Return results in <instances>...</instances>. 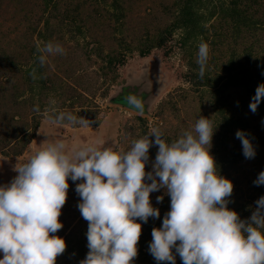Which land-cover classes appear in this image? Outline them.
<instances>
[{
    "label": "clouds",
    "instance_id": "1",
    "mask_svg": "<svg viewBox=\"0 0 264 264\" xmlns=\"http://www.w3.org/2000/svg\"><path fill=\"white\" fill-rule=\"evenodd\" d=\"M36 51L40 68L50 57L66 54L60 43L52 41L38 43ZM208 59L209 45L201 42L196 60L200 78ZM29 75L39 78L36 68ZM125 99L136 111H144L136 95ZM262 100L264 83L257 86L250 111L255 113ZM33 111L39 113V106ZM49 112L45 116L49 124L90 126L84 117ZM216 127L201 116L171 142L160 128L152 127L127 150L105 147L100 141L71 148L63 139L44 144L26 162L14 165L17 175L9 184L0 185V264H56L66 250L65 239L56 233L63 227L59 217L69 179L81 181L75 189L78 209L88 222L89 251L80 264H133L142 234L140 221L160 217L150 193L161 188L170 196V210L162 225L152 229L149 252L157 262L175 264L178 254L182 264H264V196L255 202L248 220L228 207L234 185L219 174L210 152ZM235 135L244 157L253 159L256 150L249 136L243 130ZM153 145L158 151L152 170L146 171ZM253 183L264 185V171ZM156 200L162 202L163 196Z\"/></svg>",
    "mask_w": 264,
    "mask_h": 264
},
{
    "label": "trees",
    "instance_id": "2",
    "mask_svg": "<svg viewBox=\"0 0 264 264\" xmlns=\"http://www.w3.org/2000/svg\"><path fill=\"white\" fill-rule=\"evenodd\" d=\"M103 1H108L106 3L113 8L110 13L114 16L117 30L103 23L96 25L98 15L100 17L104 13L101 0H0V153L19 156L25 151L43 116L47 102L44 101L46 88L60 92L59 97L64 99L62 103L68 99L66 105L60 102V107H57L60 109L55 112H74L72 101L83 106L84 98H87L84 95L86 86L79 91L76 85L83 75L73 77L75 83L69 81L74 73L71 57H50L47 65L40 68L36 51L38 43L60 42L65 53L70 55L79 46L80 49L88 47L90 41H86L85 45H69L63 40L66 32L90 38L94 41L90 51L100 58L98 68L101 73L107 75L112 72L114 77L112 63H121L125 51L137 49L141 55H146L153 47L161 46L173 30L180 28L182 46L190 43L188 47L194 45L198 53L201 42L209 45L211 56L203 78L198 75L196 60L190 61L191 66L197 67L196 73L192 74L193 82L201 86L199 116L208 117L217 125L210 152L219 174L230 179L234 185L228 207L235 210L241 219L248 220L255 210V202L264 196V185L253 183L264 171V100L255 113L249 108L257 86L264 83V0H159L156 8L163 10L161 17L165 15L169 21L157 22L153 28L145 25L132 37H128L131 33L127 31L130 17L127 10H132L138 0ZM148 5L151 9L152 5ZM104 34H110L112 38H102ZM105 40L108 42L105 43ZM189 50L192 52L191 48ZM84 52L89 53L87 48ZM33 68H36L39 77L36 80L29 75ZM62 93L69 96L63 97ZM151 93V88L139 82H128L110 96L114 102L126 101L128 95L142 99L144 111H137L135 115L140 138L149 131L146 117L142 114L148 111ZM37 105L39 113L33 111ZM85 109L89 114L82 112L80 116L98 124L101 118L90 114L97 108ZM163 110L164 107L159 109L160 115ZM237 130H243L251 139L256 150L253 159L244 157L241 141L235 135ZM151 154L153 151L150 148ZM80 182L68 181L67 199L59 217L63 227L56 233L65 239L66 250L57 257L56 264H80L89 251L88 222L80 214V197L75 190ZM152 194L151 203L160 210V217H149L146 223L140 221L142 234L133 264H170L167 261L157 262L149 252L152 229L162 225L165 214L170 210V196L164 188L157 195L163 196L162 202L158 203L157 196ZM175 264H182L178 254Z\"/></svg>",
    "mask_w": 264,
    "mask_h": 264
},
{
    "label": "rangeland",
    "instance_id": "3",
    "mask_svg": "<svg viewBox=\"0 0 264 264\" xmlns=\"http://www.w3.org/2000/svg\"><path fill=\"white\" fill-rule=\"evenodd\" d=\"M158 1L138 0L132 10H127L128 15H130L127 31L131 33L128 37H132V35L138 33L136 31L142 29L145 25L153 28L157 22L167 23L169 21L165 15L164 18L161 17L163 10L156 8ZM163 1L171 2V0ZM106 2L101 0L100 5H102L104 13L100 17L98 15L99 20H96V25L103 23L105 26L107 24V26H111V28L113 27L112 29L117 30L114 27L116 26L114 24V16L110 13L113 8ZM148 3L152 5L151 9ZM92 21L95 20L92 19ZM98 27L96 31L99 34ZM181 31L180 28L173 30L172 34L168 36L161 46L153 47L146 55H141L137 49L125 51L121 63L116 65H114L115 62L112 63L114 77L111 76L112 72L103 75L98 68L101 60L90 51V47L94 41L83 37L81 34L73 36L72 33L66 32L63 35V40L65 39L69 45L74 46L76 43H80V45L84 43L85 45L86 41H90L88 47L80 49L79 46L70 55L66 54L61 57H71L74 73L72 74V78H69V81L74 82L73 77L81 74L83 77L76 83L78 90L83 91V86H86L84 95L87 98H84L83 106L79 102L72 101V111L74 112L69 113L80 116V113L83 112V114L87 115L88 112L86 111L88 109L85 108L96 107L97 109L90 114H96L101 120L98 124L90 123V126L87 128L78 125L73 126L68 122L58 125L47 123L45 116L50 114L49 109L59 111L56 109H60L57 107H60L58 105L64 99L59 97L60 92H54L52 89L46 88L44 101L47 102L44 107L43 116L40 119V124L35 135L32 137L30 143H28L25 151L19 156H6L0 153V185L9 184L17 175L13 171L14 165L26 162L36 150L44 144L55 140L63 139L70 148L75 145L100 141L105 147L118 145L119 148L127 150L133 141L140 138V131L137 128L138 120L135 118L138 112L110 99V96L115 95L124 83L139 82L143 86L151 88L152 99L147 113L142 115L146 117V125H148L149 129L161 126L162 129H160L164 133L163 138L166 142H171L179 138L184 131L190 130L200 118L198 109L202 107V103L200 106L198 97L200 98L201 96V86H197L193 82L194 77H192V74L196 73L197 67L190 65L191 59L197 60V53L194 45L188 47L190 43L185 46L180 44ZM104 36L102 38H112L110 34ZM135 37L133 36L137 40ZM56 41L61 40L56 39ZM107 42L108 40H105V43ZM85 48L88 49L89 53L84 52ZM190 48L192 52L189 50ZM210 56L211 53H209ZM60 95L63 97L69 96L68 93ZM52 100L56 102L55 105L50 104ZM67 101L68 99H65L62 105H66ZM87 103H91V105H86ZM161 107H164L162 115L158 112ZM150 148L153 154L149 155V162L145 166L146 171L152 170V163L158 151V146L156 145ZM159 191H154L152 195L157 196ZM2 257L3 253L0 252V259Z\"/></svg>",
    "mask_w": 264,
    "mask_h": 264
},
{
    "label": "water",
    "instance_id": "4",
    "mask_svg": "<svg viewBox=\"0 0 264 264\" xmlns=\"http://www.w3.org/2000/svg\"><path fill=\"white\" fill-rule=\"evenodd\" d=\"M122 101H117V102H119L120 104H123V105H126V106H128V107H130L131 109H133L131 106H129L128 104H127V101H125L124 99H121ZM133 110H135V109H133ZM136 111V110H135Z\"/></svg>",
    "mask_w": 264,
    "mask_h": 264
},
{
    "label": "crops",
    "instance_id": "5",
    "mask_svg": "<svg viewBox=\"0 0 264 264\" xmlns=\"http://www.w3.org/2000/svg\"><path fill=\"white\" fill-rule=\"evenodd\" d=\"M3 258V257H2Z\"/></svg>",
    "mask_w": 264,
    "mask_h": 264
}]
</instances>
